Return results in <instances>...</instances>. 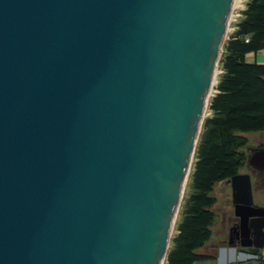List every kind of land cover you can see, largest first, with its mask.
Returning a JSON list of instances; mask_svg holds the SVG:
<instances>
[{"label":"water","instance_id":"1","mask_svg":"<svg viewBox=\"0 0 264 264\" xmlns=\"http://www.w3.org/2000/svg\"><path fill=\"white\" fill-rule=\"evenodd\" d=\"M233 3L0 0V264L165 263Z\"/></svg>","mask_w":264,"mask_h":264},{"label":"trees","instance_id":"2","mask_svg":"<svg viewBox=\"0 0 264 264\" xmlns=\"http://www.w3.org/2000/svg\"><path fill=\"white\" fill-rule=\"evenodd\" d=\"M263 42L264 0H249L224 44L223 72L209 104L212 114L204 120L195 151L191 194L165 264H217L215 255L199 252L211 237L215 219L216 197L211 191L217 181L245 165L248 138L243 133L264 131V64L245 60L246 53L261 50Z\"/></svg>","mask_w":264,"mask_h":264},{"label":"rangeland","instance_id":"3","mask_svg":"<svg viewBox=\"0 0 264 264\" xmlns=\"http://www.w3.org/2000/svg\"><path fill=\"white\" fill-rule=\"evenodd\" d=\"M242 1H244V0H242ZM242 3L243 2H241L240 4H242ZM236 4L233 5L232 13L234 12V15H233L232 21L229 24L226 40L229 39L230 35L235 31L236 23L240 19V18L238 19L239 14H241L243 11V10L234 11V9H235L234 7L237 6ZM218 67L219 68L217 70V76L213 82L211 98L217 92L216 89H217L218 77L223 72V70L220 69V61H219ZM220 70L222 71L221 73H220ZM209 104H210V102H209ZM207 116H210L209 107H208V110L206 112L205 118ZM203 123H204V121H203ZM243 135L248 138V142L246 145L249 146L250 148L256 147L259 143L264 142V131H248V132H244ZM197 146H198V143H197ZM195 161H196V159L194 157V160H193L192 165H191V171H190V174L188 177V181H187V184L185 186L183 200H182V203H181V206H180V209H179V212H178V215H177V218H176V221L174 223V227H173V230L171 233V240H173L174 237L179 233V231L177 229L178 224L183 218L184 206L186 204V200H187L188 196L191 194L190 189H191V183H192V177H193L192 175L195 172V168H196ZM240 170L242 172H244L245 168L243 167ZM211 192L214 195V197H216V201H217V203H215V205L213 207V211L215 212V219H214L213 224L210 226V228L212 230L211 237L206 242V244L201 249H199V252L202 254H207V255H215L217 264H246L245 260L241 259L239 256L236 259H231V261L230 260H224L221 257H219V259H218V251H219V247L221 245L220 241L223 237L224 238L227 237V231H228L227 227H228L229 223H231L234 220V217L232 216V214H234V211H233L232 204H231L230 186L228 184H226V183L215 184L214 189ZM255 195L258 197V198L256 197L257 202L261 203L263 198H264V184H256L255 185ZM171 240H170L169 251H170L171 246H172ZM208 264H211V263H208Z\"/></svg>","mask_w":264,"mask_h":264},{"label":"flooded vegetation","instance_id":"4","mask_svg":"<svg viewBox=\"0 0 264 264\" xmlns=\"http://www.w3.org/2000/svg\"><path fill=\"white\" fill-rule=\"evenodd\" d=\"M255 148H264V142L259 143L256 147H253V148H250L247 145L245 146L244 149L245 151L247 150L246 151L247 159H246L245 165L243 166L245 168V171L242 172L241 170H239V172H237L235 175L246 174V173L251 175L254 203L256 205L264 206V198L261 203H258L256 200L257 196L255 195V185L264 184V171L257 170L248 164V156ZM233 176L216 182V184L226 183L230 186L231 204H232V208L234 211V214H232V216L234 217V220L231 223H229L227 227L228 228L227 237L226 238L223 237L220 241L221 245L218 251V259L219 257H221L224 260L231 261V259H236L239 256L241 259L245 260L246 264H256L257 259L264 256L263 254L264 250H261L258 253H253L252 251L247 250L246 247L242 246L243 241L248 242L250 239L248 237L247 226L244 224L241 227L240 217L236 216L235 214V205L233 201V188H232V177ZM215 203H217V201Z\"/></svg>","mask_w":264,"mask_h":264},{"label":"crops","instance_id":"5","mask_svg":"<svg viewBox=\"0 0 264 264\" xmlns=\"http://www.w3.org/2000/svg\"><path fill=\"white\" fill-rule=\"evenodd\" d=\"M248 2L249 0H244L242 4L239 3V5L234 7L235 8L234 11L246 9ZM245 60L247 63H251V64L253 63L264 64V49L262 48L261 50H258V51H251V52L246 53ZM211 114L212 112L210 111V115Z\"/></svg>","mask_w":264,"mask_h":264},{"label":"bare ground","instance_id":"6","mask_svg":"<svg viewBox=\"0 0 264 264\" xmlns=\"http://www.w3.org/2000/svg\"><path fill=\"white\" fill-rule=\"evenodd\" d=\"M241 2H243L242 0H235L234 1V3H233V5L234 4H236V5H239V3H241ZM232 10H233V7H232ZM232 14V13H231ZM219 68V67H218ZM218 68H217V70H218ZM217 70H216V72H215V78H216V76H217ZM212 88H213V85H212ZM212 88H211V91H210V98H209V102H210V99H211V96H212ZM208 107H209V103H208V106H207V108H206V111H205V114H204V119H205V116H206V112H207V110H208ZM192 165V164H191ZM190 171H191V166H190V170H189V172H188V175H187V177L185 178V186H186V184H187V181H188V177H189V174H190ZM185 186H184V188H185Z\"/></svg>","mask_w":264,"mask_h":264},{"label":"built area","instance_id":"7","mask_svg":"<svg viewBox=\"0 0 264 264\" xmlns=\"http://www.w3.org/2000/svg\"><path fill=\"white\" fill-rule=\"evenodd\" d=\"M233 15H234V12L231 14V18H230V22L232 21V19H233ZM241 16H242V14H239V17H238V19L239 18H241ZM247 41H249V39L247 38ZM222 71L220 70V73H221ZM217 91V90H216Z\"/></svg>","mask_w":264,"mask_h":264}]
</instances>
